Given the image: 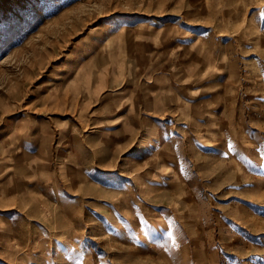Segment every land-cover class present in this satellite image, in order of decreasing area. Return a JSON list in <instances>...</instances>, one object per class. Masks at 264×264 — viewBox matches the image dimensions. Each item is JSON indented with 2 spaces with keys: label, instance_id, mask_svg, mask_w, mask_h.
<instances>
[{
  "label": "rangeland",
  "instance_id": "1",
  "mask_svg": "<svg viewBox=\"0 0 264 264\" xmlns=\"http://www.w3.org/2000/svg\"><path fill=\"white\" fill-rule=\"evenodd\" d=\"M158 72L176 185L129 227L91 118ZM0 264H264V0H0Z\"/></svg>",
  "mask_w": 264,
  "mask_h": 264
},
{
  "label": "crops",
  "instance_id": "2",
  "mask_svg": "<svg viewBox=\"0 0 264 264\" xmlns=\"http://www.w3.org/2000/svg\"><path fill=\"white\" fill-rule=\"evenodd\" d=\"M159 77L158 72L154 75L152 83H148L154 89L150 93L153 99L151 104H144L141 101L133 105H120L115 101H111V99L119 97L121 91L109 94L96 93L107 106L102 104L95 106L97 108L94 109L92 113L94 115L91 118L92 133L95 134L94 138H98L94 140L104 144L106 152L104 150L101 153L102 158L97 157L100 156L97 155V152L94 157V165L86 168L87 171L83 170V173L96 193L100 191L102 193H112L118 190L127 192L120 198V204L123 207L132 209L130 212L134 217L124 222L129 227L137 222V210L139 211L144 200L152 206L158 205L151 201L153 198L158 197V192H169V190H174L175 187L173 186L176 185L172 178L175 172L173 162L177 158L178 152L172 150L175 139L173 138V132L170 133V128L179 120H176V114L180 112L170 104L169 97L171 95L164 94L168 88L164 86V83L162 85L161 81L158 80ZM153 96H156V99ZM192 103L190 102V104ZM195 104L193 103V105ZM200 111V109H193L189 110L188 113L190 116H195L203 113ZM215 113H218V111H215ZM192 118L190 117V119ZM107 127H109L110 132L114 133L110 135L102 134L104 133L103 129ZM150 128L151 130H149ZM214 133H217V130ZM190 145L192 146L191 143ZM194 150L193 152L198 154V158L199 156L206 158L201 155L202 153L196 145ZM100 161H103V166L99 165L101 164ZM144 161L150 164L148 168L144 167ZM117 165H119V168ZM100 177H103L104 182L100 181ZM115 181H118V186L115 185ZM119 181H122L121 185H119ZM143 185L148 187L145 189V197L149 199H145L137 193ZM128 192L134 194L128 195ZM164 197L167 198L168 195L166 194ZM93 199L94 202L97 201L105 208L107 205H114L111 203L114 202L112 199L98 200L100 198L97 197V194H94ZM138 221L141 223L140 220ZM134 229L136 230V228ZM140 232L142 234V231Z\"/></svg>",
  "mask_w": 264,
  "mask_h": 264
}]
</instances>
